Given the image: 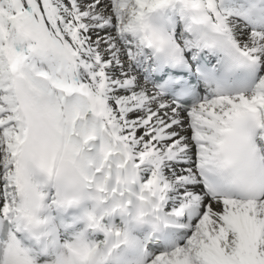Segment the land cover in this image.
<instances>
[{"label":"snow or ice","instance_id":"snow-or-ice-1","mask_svg":"<svg viewBox=\"0 0 264 264\" xmlns=\"http://www.w3.org/2000/svg\"><path fill=\"white\" fill-rule=\"evenodd\" d=\"M0 264H264V0H0Z\"/></svg>","mask_w":264,"mask_h":264}]
</instances>
